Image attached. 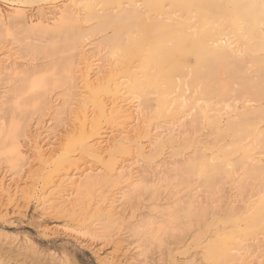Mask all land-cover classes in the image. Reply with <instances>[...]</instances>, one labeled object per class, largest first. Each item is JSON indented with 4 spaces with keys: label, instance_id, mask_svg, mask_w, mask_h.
I'll return each mask as SVG.
<instances>
[{
    "label": "rangeland",
    "instance_id": "1",
    "mask_svg": "<svg viewBox=\"0 0 264 264\" xmlns=\"http://www.w3.org/2000/svg\"><path fill=\"white\" fill-rule=\"evenodd\" d=\"M7 1L24 3L25 11L28 15L34 14L33 16H38L42 12L46 11L45 14L50 16L49 13L47 14V11L49 9L44 7L46 6V3L43 2L44 0ZM162 1L160 0V4L163 6L159 4L157 5V7L153 8L144 0H140L138 9L145 11V17H150L153 19L156 18V16L158 17L157 19H160V16H170L171 18L175 17L174 19L176 21L171 20V22H173L172 24L177 23V21L180 22L183 20L187 22V20L189 19L187 23L193 26L196 25L198 28H194V30L196 29V32L193 30V32L197 34L195 35V39H197V37H200V40L204 38L206 41H208L209 38V47H211L212 45L216 47L215 44L218 43L220 39H222V41L224 40V35H227L228 33L230 35L231 33V36H227L231 37L232 41L230 38L228 41H231V45L236 44V46L238 47L242 46V48H239L242 49V55L240 54L241 61H243V63L244 60L246 61V63H244V66L245 64H248L249 66L246 65L245 67L248 66L252 70L253 68H257L258 70L264 69V59H262L264 58V47H261L262 49L260 48L259 50L257 47L256 50L255 45V43H257L258 41L256 35L260 34V32H264V19H259L260 21L258 20L253 24L250 21L246 22L247 26L252 24L251 26H249V29L251 30H249V32H251V34L246 32V35L247 37L250 35L248 39L254 38V40H248L245 34L244 36L240 37L242 32L240 30H237L235 26H230L226 20L219 18L218 15L215 16V14L213 15L212 13L205 11H202V13L198 10V13L202 14L200 15V18V16L197 17V10L196 12H194L195 8L184 7L181 4L177 3H175L174 5V2H171V0L170 2L169 0L166 2L165 0L163 2ZM88 3L97 5L93 9L99 11V13L95 12L97 15H95V13L91 14L92 16H97L98 18H91L92 16L90 14L89 16L87 14L80 17L81 20L79 21L78 25L82 26L83 30L86 31L88 35V43L86 46L81 48V51L85 50L88 54L97 53V58L99 60L101 59V62L103 63H119V67L117 69L118 71L116 70V72H114V75H116H113L111 78H107L113 79L114 82L120 81L127 83L122 84L123 90L126 88L124 90L126 91V95L135 96L136 94V97H139L140 95V98L144 101V103L149 106L144 109V116H146V119L144 121H146V124L145 122L141 124V126H147L145 128H149V133H147L148 131L146 132V134L144 133L145 136L141 134V138L136 139V142H132V144L128 146L126 151H112L110 153L111 155L109 156H107L108 154L105 153L106 156H103V161L81 155L78 159L77 166H80L79 169L82 168V166L84 167L88 165H90V167L92 168L104 169L112 162L114 163V166L117 167V170L123 171V173H125L126 175L130 174L132 180L139 178L140 185L138 184V186L140 187L137 186L138 189L135 188L131 191L130 194H128L131 188L129 190L125 185L126 183H129L128 181H130L131 179H126V181H123V184L121 183V185L108 187L107 189L110 188L109 193H111V197L117 191H120L121 193L123 191H127L128 193L126 192L125 195L128 194V196L119 198V207L116 208V218L110 223L108 229L102 230L101 232L97 231L93 234L90 232V223L93 220H96V215H93V212L88 211L84 215L86 217L81 218L80 216L76 217V214L72 215L71 213H67L64 210H58V208L46 209L38 205L37 200L45 192L47 187V185L45 184L47 175L54 171V169L59 165V158L65 151L67 144L78 137V135L80 134L79 131L82 129V127L78 118L79 116L77 117L74 113L68 111L66 107L63 108L64 105L62 104V102L67 93V86L53 88L49 87L51 90H53L51 91L49 89L51 92L48 94L47 98L48 105L45 106L44 110L43 106L42 108L35 109L33 108V106H30L31 104L27 105L24 108H18L20 111L15 106H13L14 100L12 89H14V86H16L15 84L20 81V77L22 74L33 72L36 73L39 70L47 69L48 67H51L52 63L58 60L60 56L62 57L63 55H68L70 52L68 53L67 51V53L64 52L63 54L60 48L57 47L58 49H55V51L53 52L49 51V53L51 54H48L45 50L42 49L44 46L48 47L52 45V43L54 42L52 37L55 38V41L60 39L57 43L54 42V44L62 47L63 44L60 41H62V35H64L63 32V34L55 33V36L52 31H47V34H44L46 32H40L36 29H26V27L21 24L19 18H9L6 27L0 29V58L6 60V62L0 69V124L5 127L6 124V126H8L10 122L24 120L23 118L25 117L27 121L24 120V123L27 125L23 127L24 132L29 137L37 134L34 136L36 138L34 139L37 143L53 141L54 139L55 142L52 145H54L56 150H58L55 153L53 159L50 160L46 165L42 166L41 163L38 162L36 154L31 149V146L33 144H27L24 142V140H22L23 147L29 149V151L27 152V160L24 161V165L22 164V162L20 164H11V162L8 161L7 157L2 153V146H4L5 141L3 139H0V185L1 183H10L11 191H13L12 189L15 187V184L19 185L17 188V193L10 196L11 198L7 196L3 191H0V264H218L209 255V248L212 242L215 240L233 238L235 241L242 240L247 247L251 243L252 245L259 244L257 238L253 240L252 237H257L261 233H257L256 235L244 234L246 225L248 224V220L245 219L244 216L248 204H253L254 201H257V199H262L261 197L262 195H264V173L263 171H259L258 173L255 172L253 173V175H251L252 172H254L253 169H249L247 167L246 160L241 164L242 160L240 161V159L243 157V151H248L249 153V151L252 150V153H249L248 155V159L252 160V162L249 161L248 163H253V165L257 168L260 165L259 170H264V120L261 119V122L260 119L259 122L258 120H256V122H254L255 125L252 127L253 129H255L252 132L242 133L241 135H237V131H234L225 125L228 122H226L228 118H231L233 116L237 119L240 117V115L239 117H237V114L243 113L244 108L242 107L251 110L253 108H256L258 105H264V79L260 78L263 77L259 75L261 73H258L256 71L260 76L259 77L257 74H255V76L258 78L257 79L254 78V74L252 75L251 69L246 70L247 68H245L246 73H244L245 71L242 72L241 76H243V74L246 75L247 71L250 72L252 77L251 75L250 77H243H245V79L251 78V80L248 79L251 82L253 79V84L254 82H256V79H262L261 81L263 82V86H261L263 87V89L260 87L261 83H255L256 85L259 84L258 89H260V92L261 90H263V96H261V94L259 95V100H251L245 103V98L251 97L254 99L256 98V96H258V94L253 97L251 96L253 94L248 93L246 94L247 96L245 95L246 97H240L234 92V90L232 91L231 87L233 88L235 84L232 85L233 81L230 80V78H228L227 74L225 73L224 69L226 68L224 67V62L226 60L224 61L222 59H219V62L217 61L215 67L218 75L215 73L213 74L214 78L211 77V79H209L210 81H214L216 79V85H219L218 90L216 89L217 86H213L215 85L214 82H212L214 83L212 86L214 87L213 90L218 92H215L216 95L214 92H212L215 95L214 97L212 96L213 94L210 93L209 97L211 96V99H209L207 95L208 93H205L208 91L204 92V90H206L207 88L205 82L201 87L199 81V84H195V80L188 79L190 78L189 71L191 70L189 69V66L192 67L196 62V59H194V56H191V53L189 55L188 52L190 51L195 39L193 37L190 38V36V39L188 40L187 36L184 38V40L188 41H183L185 46L182 45L187 50H184L185 53H183L184 55L186 54V56L188 55L187 59H184L186 57L184 55H178V53H176L174 56L179 66L182 65L181 69L180 67L178 68L180 69L177 70L178 73L176 71L175 73L173 72L171 77V83L173 84L175 81H180L179 83L175 82V85L178 86V88L174 87L175 85L173 84L167 86V84H169V81L162 76H160L159 79L152 80V83H149V81L145 79L146 76L144 68V64L147 61L146 59L148 58V40L144 39V43L142 42V40L137 41L138 43L132 40L134 41L132 43L129 39H134L138 34L136 35L135 30L130 29L127 32L128 34L126 33L125 35L127 38V40H125V45L128 43L129 45H127L131 46L132 44L131 49L133 50V55L130 56L125 54L117 46L113 47L112 42L107 41L106 37L113 33V31L115 30L114 27L112 28L111 25L102 27L103 29L100 27V25H102L100 24V22L103 23L105 21V16H102L100 13L103 9L108 12L112 10L113 12H116V14L118 13L117 16H119V8H121L122 6L124 7L126 4H128L133 9L136 7L135 4L139 3V0H116L114 2H103L102 0H78V4L81 6ZM5 4L6 3L4 0H0V7H2L4 10H7ZM186 8H188V10H186ZM170 11L175 13L173 14ZM207 13H209V15H206ZM123 14L126 15V18L130 17L131 15L129 13V9L124 10ZM100 15L101 18L99 17ZM192 15H194L195 18H191ZM177 16L179 19L181 17V20H179L178 18L176 19ZM203 16H206L208 19L210 18L213 21L209 22L210 19L208 20L205 17L206 19L204 18V20L208 21H206L209 24L208 25L203 20ZM199 20L200 22L202 20L201 24L199 23ZM224 21H226V23ZM216 22L218 25H216ZM202 23L204 24V26L205 24H207V26L204 27ZM210 23L215 25L212 27ZM243 24L245 25V23ZM257 24L259 28H257ZM210 26L213 28L212 31V28ZM251 27H253L254 33L252 32ZM100 28L102 29V31L100 30ZM206 28H211L209 29L210 33L212 32L211 34L208 32V29L205 30L206 33L208 32L207 34L211 35V38L210 36L206 37V33L205 36L201 38L202 36H200V34L204 35V29ZM229 29L231 30V32L228 31ZM256 29L257 32H255ZM188 31L190 32L191 30L188 29ZM201 31H203V33ZM225 31H227V33H224ZM39 32L41 35H43V37L38 34ZM233 33H235V35ZM236 33L241 34L238 35ZM132 34L135 36H133ZM104 38H106V41ZM169 43L170 42L166 41L167 45H169ZM250 46H253V48H250ZM253 49H255L254 52ZM247 50H251L252 52H246ZM244 55H246V57ZM179 58L182 59L183 62ZM258 58L261 60H259ZM5 64L6 66H4ZM124 65L125 69L124 67H122ZM225 75L227 78L225 77ZM131 76L134 77V80L129 79ZM166 80L168 81V83L166 82ZM188 80L190 82L187 83ZM184 81H186L188 86L192 85V87L186 86L188 87V90L186 92ZM251 82H248V84L250 83L251 85ZM176 83H178V85ZM79 84L80 86H82L79 88L83 89L84 91L76 92L75 94L77 95L73 94L72 97H74V95L75 97L77 96L76 98L74 97L75 99L83 97L87 100H91L94 90L96 97L104 98L105 101L108 100V93L104 94L102 90H99V87L106 86L105 84H107V80H103V84L101 86H97L96 83L93 84L92 88L83 87V82ZM255 84L254 90L257 89ZM198 87H200L201 89ZM189 89L192 91L191 94L189 93ZM135 91L138 93V95ZM127 92L129 93L127 94ZM83 93H85V95ZM225 94H227V96H225ZM86 95H88V97H86ZM182 95H185L187 98H189V102L186 101V107L184 105L183 109L180 106V102L182 101L179 102V100H181V98L179 97H181ZM207 98L209 100H207ZM195 99L199 102L198 104H202L201 107H204L203 105L205 104L207 108L209 107L208 109L205 108V112L203 111V119L200 118L201 121L200 119L197 120L199 125L196 123L197 121L190 123L189 120L192 116L191 114H187V112H190L189 108L193 107V105L195 104ZM2 100H5L7 102L2 103ZM214 102H217L218 104H214ZM7 103H9L10 106L9 109ZM232 104L234 105V108L231 107L233 109L229 113H221V116H218L220 120H216H218L219 122H210V117L209 120L208 118H206V112L207 114L209 113V115H212L211 113L214 111H212L213 108L217 110V108L219 107L218 110H220L223 108L222 106ZM246 104H248L249 107ZM166 106H168V109L163 112ZM62 108L65 109V114L60 120H56L54 114L56 111L61 110ZM175 108L176 111H174ZM179 108L181 111L179 110ZM75 113H77V110L75 111ZM12 114H15L14 117H10V115ZM183 114L187 115L181 117ZM19 115H22V119ZM90 117L91 115L86 119V122L88 121V127H84V132L91 133L90 129L92 125L94 126L92 122L90 123ZM174 118H180V120L182 119L181 121L183 123V126L178 129V132H173L174 135L177 134L176 140L173 142H169L168 140L164 141L163 144L158 148L159 151L157 150V153L155 152L153 156L150 154L152 157H149L148 139L149 137H151V135H153V126L164 125V123L169 122V120ZM94 120L98 123V126L101 128V130L112 126V124H108L105 119L103 120L102 118H95ZM34 125H36V128L34 127ZM49 128L51 131L55 129V138H52L53 133H49V135H52H48L49 138L47 137V135H44L49 132ZM228 128L230 129L229 132L226 131L228 130ZM224 129L226 130L224 131ZM260 132L263 134H261ZM243 135L245 136V138H243ZM261 135H263L262 138H260ZM234 138L235 140H233ZM236 140L238 141V145L236 144ZM251 141L254 142L253 145H250ZM234 142L236 147H243L241 150H238L239 152H235L233 150V148L235 147V145H233ZM260 143L262 144V146ZM56 146H58L59 148ZM227 149H232L230 150V153L232 152L230 155ZM60 150L62 151V153ZM221 151H225V153L223 152V154L225 155H223ZM76 152L77 151H75V153ZM201 153L205 154L207 158L208 156H212V161L220 160L222 163H228V169H234L236 171V174L231 179H228L226 177H224L225 179L222 178L221 181L216 183L217 185L215 184L214 187H212L213 189L208 188L207 180L203 181V179H207V174L204 173L202 168H198V170H196L197 168L194 169V171H196L197 173L193 172L189 173L188 175H184L183 173L182 175L181 170L183 171L184 168L187 169V167L191 165L193 160H196V158L198 159ZM112 157L113 159H111ZM25 162L27 163L25 164ZM185 165L187 167H185ZM73 168L74 165H66V167L64 165V168H62L61 170L66 171ZM199 170H201L200 174ZM249 172L251 174H249ZM257 175L260 176L257 177ZM184 176H188L186 177L188 179L186 180ZM252 177L254 179H252ZM242 181L244 183L243 186L245 185V188L243 187V189L240 190V188L238 189V187L240 186ZM101 185L102 187H100ZM69 186L70 185H68L67 188H70ZM22 189L23 191L21 192L20 190ZM89 189V194H91L92 198L94 197L93 199H96L97 192L105 189V186L100 182L99 184L95 185V187H91ZM11 191L10 193H12ZM23 192H25L26 194ZM85 198L88 197H83L84 200H87ZM188 202L192 203L191 209H194L193 211L195 213L197 212V214L194 213L192 215L189 211H185V207L188 206ZM201 207L205 209H202ZM230 209H232V211L234 212H232ZM202 210L205 212V214L203 213L204 215L201 214ZM171 214L175 215L176 220L172 219L173 222L169 221V223L168 218L171 220ZM99 219L100 221L98 222L100 223H102V221H105L102 216H100ZM234 220H237L236 224ZM260 231L261 230L257 232ZM249 246L253 247L251 245ZM104 256L113 258L111 260L112 262L108 263L107 261H105V259L103 258Z\"/></svg>",
    "mask_w": 264,
    "mask_h": 264
},
{
    "label": "bare ground",
    "instance_id": "2",
    "mask_svg": "<svg viewBox=\"0 0 264 264\" xmlns=\"http://www.w3.org/2000/svg\"><path fill=\"white\" fill-rule=\"evenodd\" d=\"M4 1L6 3L5 7L7 8V10H4L2 7H0V29L3 27H6V24H7V21L9 18L16 17V18L20 19L21 24L24 25L26 27V29H29V30H33V29L35 30L36 29L40 32H46L44 34H47V31H52L54 36H55V33H59V34L64 33V35H62V41H60L63 44L62 47L54 44V42L57 43L60 39L55 41V38L52 37V39L54 40L52 45L48 46V47L44 46L42 48L48 54H51V53H49V51L53 52V51H55V49H58L57 47L60 48V50H61V52H63V54H64V52L67 53V51H68V53L70 52L68 55H63L62 57L60 56V58L58 60H56L54 63H52L51 67H48L47 69L39 70L36 73L33 72V73L22 74L20 77V81L17 82V84H15L16 86H14V89H12L13 90V100H14L13 106H15L17 109L22 108V107L24 108L27 105L31 104L30 106L31 107L33 106V108H35V109L36 108H42V106H43L44 107L43 110H44L45 106L48 105V99H47L48 94L53 90V89L51 90L49 87L53 88V87L67 86L66 87L67 93H66V95L63 99V102H62V104L64 105L63 108L66 107V109L68 111L74 113L77 117L79 116L78 118L80 120V125L82 127V129L79 131L80 134L78 135V137H76L75 139H73L72 141H70L67 144L65 151L63 152V154L59 158V161H58L59 165L54 169V171H52L51 173H49L47 175V177L45 179V184L47 185V187H46L45 192L37 200L38 205L41 207H44L46 209L47 208L48 209L58 208V210L59 209L64 210L67 213H71L72 215L76 214L75 215L76 217L80 216L81 218H85L86 217V216H84L85 213H87L88 211H91V212H93V215H96V220H93L90 223V226H91L90 232L93 234L97 231L101 232L102 230H106V229H108L110 223L116 218V214H117L116 208L119 207L118 206L119 205V198H121L123 196H128V194H130L133 189L137 188V186L139 184V178L132 180L130 174L126 175L125 173H123V171L117 170V167H115L114 163H112V162L110 163L109 166L105 167L104 169L103 168H100V169L92 168V167H90V165L84 166V167L82 166V168L79 169L80 166H77L78 165V163H77L78 159L81 155H85V156H88L89 158H93V159L103 161L104 160L103 156L105 155V153H107L108 154L107 156H109V155H111L110 153L112 151H117V152L126 151L128 146L130 144H132V142H136V139L141 138V136H140L141 134L144 135V133L146 134L147 131H148L147 133H149V128H145L147 126H141V124L143 122H145V124H146V121H144L146 119V116H144V113H145L144 109L148 105L146 103H144V101L140 98V95H139V97H136V94H135L136 91L134 92L135 96H127L126 91H124L126 88L123 90V85H122L125 82H120V81L114 82L113 79H108L109 77L111 78L114 75V72H116V70L119 67V63H114V64H113V62L112 63H109V62L103 63V62H101V59L99 60L97 58V56H98L97 53L96 54H88L85 50L81 51V48L86 46L88 43L87 42L88 41V39H87L88 35H87L86 31L83 30V27L78 25L79 21L81 20L80 17L83 15H87V14L89 16V14L91 15L95 12L99 13V11L93 9L97 5H95V4L92 5V4L88 3V4H84L81 6L78 4V0H65V1H63V0H55V1L44 0L43 2L46 3L45 4L46 6H44V7L49 9L47 11V14L49 13L50 16L45 14L46 11L42 12L38 16H33L34 14L33 15L26 14L24 3H18V2L15 3V2L7 1V0H4ZM102 1L103 2H109V1L114 2L116 0H102ZM144 1L147 2L153 8L157 7V5L160 4V0L159 1L158 0H144ZM166 1H168V0H165V2ZM64 2H66V3H64ZM169 2H170V0H169ZM171 2H174V5H175V3H177V4H181L184 7L195 8L194 9L195 11L194 10H191V11L196 12V10H197V14H198L197 17L202 15V14L198 13V10L201 12L202 11L209 12V13H212L213 15L215 14V16L218 15L219 18L226 20L230 26H235L237 30H240L242 32V34L240 33L241 34L240 37L244 36V34L246 35V32L251 34V32H249V30H250L249 26H251L253 23H256L259 19H264V0H262V1H258V0H171ZM139 4H140V0H139L138 4H135L136 7L133 9L128 4H126L124 7L122 6L121 8H119V16H117L118 13L116 14V12H113L112 10H111L112 12L111 11L108 12V11H105L103 9L100 13L102 16H105V21L103 23H101L99 21L100 24H102V25H100V24L99 25L101 28L105 27V26H110V25L112 26V28L114 27L115 30L113 31V33L111 35H109L108 37H106L107 41L112 42L113 47L117 46L125 54L130 55V56L133 55V50L131 49L132 44L129 42L131 44V46H128L129 45L128 43H127L128 45L127 44L125 45V43H126L125 40H127V38L125 36L126 33L130 29H132V30H135L136 35L138 34L134 39L133 38L129 39L132 43L134 41L136 43H138L137 41H141V40L143 42L144 39H147L148 40L147 44L149 45V49H147V53H148L147 57L148 58L146 57L147 61L145 60L146 62L144 64L145 76H146L145 79H147V81H149V83H150L152 80L159 79L160 76H162L169 81V84H167L168 81L166 80L167 86L170 84L172 85L173 83H171L172 82L171 77H172L173 72L174 73H175V71L177 72V70H180L181 66H182L181 64H180L181 66H179V64L177 63V60H175L174 56L176 53H178V55H181V56L184 55L183 54V53H185L184 50L187 51L185 49V47L182 46V45H184V42H183V41H185L184 38L188 36V40L192 37L195 39V35H197V34L194 33L193 30H194V28H197V26L194 25V26H196V27H194L193 25H190L189 23H187L189 19L187 20V22H185V20H183V18H182L183 21H180V22L177 21V23L172 24L173 22H171V20L176 21L174 19L175 17H172V18L170 16H163L162 17L160 15H159L161 17L160 19H157L158 18L157 16L154 19L150 18V17H145V15H144V14H146L145 11L138 9ZM149 5H147V6H149ZM161 6H163V5H161ZM122 9H123V11L126 9H129V13L131 14L130 17L126 18V15L123 14ZM186 10H188V8H186ZM121 11H122V13H121ZM170 12H172V11H170ZM96 13H95V15H97ZM209 13H207L206 15H209ZM44 15H46V16H44ZM101 15L99 16L100 18H101ZM95 17L98 18L97 16H92L91 18H95ZM192 17H194V15H192L191 18ZM205 17L206 16H203V20ZM209 17H211V16H209ZM177 18H178V16L176 17V19ZM200 18H201V16H200ZM244 19H246V20H244ZM179 20H181V17ZM101 21H102V19H101ZM192 21H191V23H192ZM206 21H205V23L208 22V21L207 22ZM212 21L213 20L210 19L209 22H212ZM217 21H218V19H217ZM226 21H224V22L226 23ZM247 21H250L252 24L247 26L246 25ZM262 21H261V23H262ZM201 22H202V20H201ZM201 22L199 20L200 24H201ZM243 23H245V25ZM207 24H205V26H207ZM210 24L212 27L215 25L212 23H210ZM202 25L204 26L203 23H202ZM216 25H218L217 22H216ZM237 26H238V28H237ZM216 27H218V26H216ZM101 28H100V30L102 31L103 28L102 29ZM203 28H202V30H203ZM211 28L204 29V35H201L198 32L200 34V36H202L201 38H203L205 36V33H206L205 30H207V29L209 30ZM251 28H252V32L254 33L253 27H251ZM257 28H259L258 24H257ZM188 29L191 31L189 32ZM219 29H220V26H219ZM182 30H184V31H182ZM212 30H213V28L211 29V31ZM228 31L231 32L230 29ZM240 31H237V32H240ZM40 32L38 34H40ZM201 32L203 33V31H201ZM208 32L210 33V30ZM255 32H257V29ZM224 33H227V31H225ZM253 33H252V35H253ZM233 34L235 35V33H233ZM236 34H238V33H236ZM240 34H238V35H240ZM227 35H229V33ZM227 35H224L223 41H222V39H220L218 43H216V44L214 43L216 47H214V45L209 47L210 46V45H208L209 44L208 41L210 40L209 38H208V41H206L204 38L200 40V37L198 38L196 36L197 39H195V41H193L194 43L191 46L190 51H188L189 55L191 53L192 54L191 56H194V59H196L195 60L196 62L194 63V65L192 67L189 66L190 67L189 69H191V70L189 71L187 69L191 75V76L189 75L190 78H188V79L189 80L190 79L195 80L196 81V82H194L195 84H197L199 81L201 87H202V84L205 82L207 85L206 86L207 88H206V90H204V92L208 91L205 93H208L207 94L208 98L211 99V96L209 97V94L210 93L213 94L212 92L215 93L218 91L213 90V88H214L213 86H217L216 82H215L216 79L214 81H210L209 79H211V77H213V74H215V73L217 74L215 67H216L217 61L219 59H222L224 61L226 60L224 62L225 66L224 65L223 66L226 68L224 70H225V73L227 74V77L233 81L232 85L235 84V86L233 88L231 87L232 91L234 90V92L240 97H242V96L244 97L248 93L253 94V95H251L253 97H255L257 94H258V96L261 94H262L261 96H263V93H264L263 90L264 89H263V87H261V86H263V84H262L263 82L261 80L264 79L263 78L264 75H262V74H264L263 73L264 69L262 68L263 70H260V69L258 70L257 68H255V69L253 68V70H252L250 67H248L249 66L248 64H245V66L248 65L247 67H245L244 63H246V61L244 60V63H243V61H241V58H240V54L242 52V49H241L242 46H239V47H241V48H239L238 46H236V44L231 45L232 39H231V37H229V36H231V33L229 36H227ZM41 36L43 37V35H41ZM50 36H53V35H50ZM133 36H135V35H133ZM207 36H210V38H211V35L207 34L206 37ZM248 37L246 35L247 39H248ZM256 37L258 40L257 43H255L256 50H257V47L259 50L261 47L262 48L264 47V32H262V33L260 32V34H257ZM59 38H61V37H59ZM106 38H104L105 41H106ZM229 38L231 39L230 42L228 41ZM132 40H134V41H132ZM250 40H254V38H252ZM166 41L170 42L169 45L170 44H172V45H170V46L167 45ZM187 41H185V42H187ZM236 43H237V41H236ZM212 44H213V42H212ZM238 44H239V42H238ZM252 44H253V42H252ZM250 48H253V46L252 47L250 46ZM251 50H247L246 52H248V51L252 52ZM254 51H255V49H253V52ZM246 55H244V56L246 57ZM184 56L186 57L184 59H187L188 55L186 56V54H185ZM262 59H264V58H262ZM180 60L182 61V59H180ZM242 60H243V58H242ZM259 60H261V59H259ZM5 62H6V60H4L3 58H0V69ZM263 64H264V61H263ZM4 66H6V64ZM187 66H188V64H187ZM122 67H124V69H125V65ZM179 67H180V69H178ZM245 68H247L246 70L251 69V73H252V75L254 74V78H257L255 76V74H257V72L261 73L259 75L263 76V77H260L258 74L257 75L262 79L261 80L260 79L257 80L258 78L256 79V82H258L259 84L260 83L262 84V85L260 84V87L263 89V90H261V92H260V89H258V85H259L258 83H257L258 85H256L255 84L256 82H254V84L256 85V88L258 89V90L257 89L254 90V84L252 83L254 80L252 79V82H251V81H249V80H251V78L245 79V77H250V75H251L250 72L247 71V74L249 76L247 74L246 75L243 74V76H245V77L241 76L243 71H245L244 73H246ZM252 75H251V77H252ZM131 77H132V79H131ZM131 77L130 78L128 77V78L130 80H134V77L133 76H131ZM225 77H226V75H225ZM173 78H175V77H173ZM182 78H183V76H182ZM213 78H212V80H213ZM238 79H239V81H238ZM103 80H107V84H105L106 86H101L103 84ZM189 80L187 81V83L190 82ZM82 82H83V84H82L83 87H91L92 88V85L95 83L97 84V86L100 85L101 87H99V90H102V92L104 94L108 93V95H109V98H107L108 100L105 101L104 98L96 97L94 90H93V96L91 97L89 95L91 97V100H87L83 97L79 98V96H78L79 99H75L77 97V96L75 97V95H77V94H75L76 92L84 91L83 89L79 88V87H82L79 84ZM175 82H178V81H175ZM175 82L173 85H175ZM184 82H185V87L188 86L186 81H184ZM210 82L211 83L214 82L215 85H213L214 83L211 84ZM248 82H251V85H250V83L248 84ZM178 83H176V84L178 85ZM125 84H127V83H125ZM218 86L216 88L217 90H218ZM174 87L178 88V86H176V85ZM188 87H192V85L188 86ZM188 87L185 88V92L188 90L187 89ZM130 88H131V85H130ZM198 88H200V87H198ZM181 89H182V87H181ZM191 92L192 91L190 90L189 93L191 94ZM204 92H203V94H204ZM128 93L129 92H127V94ZM73 94H75L74 95L75 98L72 97ZM83 94L85 95V93H83ZM219 94H220V92H219ZM137 95H138V93H137ZM185 95H182L181 97H179V98H181V100H179V102L182 101V102H180L181 103L180 106L182 107V109L184 108L186 101H188V99H189ZM215 95H216V93H215ZM215 95L213 94L212 96L214 97ZM102 96H104V95H102ZM189 96H192V95H189ZM219 96H221V95H219ZM225 96H227V94H225ZM258 96H256V98H258V99H256V98L253 99L249 96L250 98H245L244 102L247 103L251 100H253V101L259 100L260 96L259 97ZM86 97H88V95H86ZM208 98H207V100H209ZM223 98H225V97H223ZM175 99H174V101H175ZM224 100H226V99H224ZM3 102L6 103L7 101L2 100V103ZM217 102L216 103L214 102V104H218ZM219 102H220V100H219ZM263 102H264V100H263ZM194 103L195 104L193 105V107L189 108L190 112L189 113L187 112V114H191V116H192L191 119L189 120L190 123H193V122L199 120L200 118L203 119V116H202L203 111L205 112V108H207L206 104L203 105L204 107H201L202 104L201 105L198 104L199 102L197 100ZM7 104H8L7 105L8 109H9V107H10L9 103H7ZM12 104H13V101H12ZM56 104H58V103H56ZM246 105L248 106V104H246ZM53 106H55V105H53ZM185 107H186V105H185ZM222 107H221L222 109H220V110H218L219 107L217 108V106H216L217 110L215 108H213L212 111L213 110L214 111L211 113L212 115H209V113L207 114V112H206V118H208V120H209V117H210V122L216 121V123H217L218 120H216V119L220 120V118L218 116H221V113L222 114L229 113L234 108V105L233 104L227 105V106L224 105ZM231 107H233V108H231ZM63 108L61 110H58L55 112L54 117L56 118V120H60L64 116L65 109H63ZM176 108L174 111H176ZM229 108H231V109H229ZM242 108H244L243 113L237 114V117H239V115H240L239 118L236 119V117L234 118L232 116L231 118H228L229 120L228 119L226 120V122L228 121L227 123L225 122L226 123L225 126H228L232 130L237 131V133H236L237 135H241L242 133L252 132L255 129V128L254 129L252 128L255 125L254 122H256V120H258V122H259V119H260V122H261V119L264 120V118H263L264 117V105H258L256 108H253L251 110L247 109V108L245 109V107H242ZM166 109H168V106L165 107L163 112H165ZM76 110H77V113H75ZM179 110H180V108H179ZM187 114H183L181 117H184V115H187ZM14 115L15 114H12V115H10V117L11 116L14 117ZM90 115H91V117L89 118L90 123L92 122L94 124V126L92 125V127L90 129L91 133L90 132H84V130H85L84 127H86L88 124L87 123L88 121L86 122V119ZM10 117H9V119H10ZM16 117H17V115H16ZM227 117H229V116H227ZM95 118H102L103 120L105 119V121L110 125L112 124V126L109 128H105V129L101 130V128L98 126V123L94 120ZM189 118H190V116H189ZM21 119H22V117H21ZM23 119L27 121V119H25V117ZM201 119H200V121H201ZM24 120L16 121V122L12 121V122H10V124H8V126H6L7 125L6 124L5 127L0 124V139H3L5 141L4 146H2V148H3L2 153L7 157L8 161L11 162V164H18V163L20 164L21 162L23 164L24 161L27 160V152L29 151L28 148L23 147L22 140H24V142L27 144H30V145L33 144L31 146L32 147L31 149L36 154V157L38 158V162L41 163L42 166H44L50 160L53 159L55 153L58 150V149L56 150L55 146L52 145L55 141L53 139V141H47L44 143H42V142L37 143L35 140L36 138L34 137L37 134H35L34 136H32L33 135L32 134L31 135L32 137H29L24 132L23 127H25L27 125L24 123ZM181 120H180V118H174V119L169 120V122L164 123L165 126L164 125L153 126V131H154L152 133L153 135H151V137H149V139H148V145H149L148 155H149V157L151 155L153 156V154L158 150V148L163 144L164 141L168 140L169 142H173L176 140L177 134L174 135L173 132H175V131L178 132V129H180V127L183 126V123ZM189 122H188V124H189ZM258 122H257V124H258ZM196 123L198 124V121ZM252 123H253V125H252ZM35 126L36 125H34V127ZM89 128H90V126H89ZM229 128H228V130H226L227 128L224 129V131L226 130L229 132L230 131ZM48 131L49 132H47V134H44V135H47V137H48L49 133H53V136L52 135H49V136H52V138H55V135H54V134H56L55 129H53L51 131L49 128ZM224 131H222V132H224ZM261 134H263V133H261ZM263 135H261V137L260 136H258V137L262 138ZM237 137H239V136H237ZM235 138L233 140H235ZM243 138H245V136ZM246 138H248V137H246ZM257 139H259V138H257ZM263 140H264V137H263ZM254 141H255V139H254ZM260 141H261V139H260ZM253 143L254 142L251 141L250 145H253ZM236 144L238 145V141ZM233 145H235V142ZM51 146H52V148H51ZM243 146H245V145H243ZM255 146H256V144H255ZM261 146H262V144H261ZM56 147H58V146H56ZM235 147H236V145H235ZM234 148H233V150L235 152H237L238 150H241L243 147L239 146V147H236L235 149ZM219 150H221V149H219ZM230 150H232V149H229L228 150L229 152L227 151L229 153V155L232 153V152L230 153ZM75 151H77V152L75 153ZM251 151H249V153H252ZM221 152H222V154H223V152L225 153V151H221ZM61 153H62V151H61ZM61 153H59V154H61ZM249 153H248V151L247 152L243 151V157L242 158H244V159H242V158L240 159V161L242 160L241 164L244 163L245 160L247 161L246 162L247 167L249 169L252 168L254 171V172H252V174L249 172V174H251V175H253V173H255V172L258 173L259 171H263V173H264V170H259L260 165L257 168L256 166L253 165V163L252 164L248 163L249 161L252 162V160L248 159ZM223 155H225V154H223ZM200 156L198 157V159L196 158V160H193L192 163L190 162L191 165L189 167H187L185 165V167H187V169L184 168L183 171L180 169L182 175H183V173H184V175H188L189 173L196 172V171H194V169L197 168L196 170H198V168H202L204 173L207 174V176H206L207 179H203V181L207 180L208 188H212V187H214V185L216 183L221 181L222 178L226 177L228 179H231L236 174L235 173L236 171L234 169H230V170L228 169L229 168L228 163H226V162L222 163L220 160L212 161L213 160L212 156L211 157L208 156V158H207V156L205 154H202V153L200 154ZM56 157H58V156H56ZM111 159H113V157ZM26 163L27 162H25V164ZM64 165H65V167H66V165H68V166L74 165V168L71 170H66V171L63 170L62 171L61 169L64 168ZM200 171L201 170H199V174H200ZM258 176H260V175H257V177ZM186 177H188V176H186ZM255 178H256V176H255ZM126 179H131L130 181H128L129 183H126V185L124 184L126 187H128L129 190L131 188L129 193L127 191H123L122 193L120 191H117L111 197L110 196L111 193H109L110 188L109 189H107V188L108 187H115L117 185H121V183L123 184V181H126ZM187 179L188 178H186V180ZM252 179H254V178L252 177ZM100 182L105 186V189L100 190V192L98 191L99 193L97 192L96 199H93L94 197L92 198L91 194H89V190H90L89 188L95 187V185L99 184ZM243 184L244 183L242 181L240 186L238 187V189L240 188V190H242L243 187L245 186V185L243 186ZM68 185H70L69 186L70 188H67ZM18 186L19 185L15 184V187L12 189L13 191H11L10 190V188H11L10 183H6V184L1 183L0 191H3L7 196L10 197V196L17 193ZM100 187H102V185ZM138 187H140V186H138ZM118 189H120V188H118ZM10 191L12 193H10ZM20 191L22 192L23 189ZM212 191H214V190H212ZM126 192L128 193L127 195H125ZM23 193H25V192H23ZM84 196L88 197V198H85L87 200L83 199ZM261 198L262 199H260V200L257 199V201H254L253 204H251V203L248 204V206L246 207L245 216H244V218L248 220V224L246 223L247 225H246V229L244 231V234L256 235L257 233H261L257 237L256 236L252 237L253 240L255 238H257V240L259 241V244L256 245L253 243L254 245H252V243H251L249 245H251L253 247H250L248 244H247L248 245V247H247L245 245V243H243L242 240L235 241L233 238L232 239L227 238V239L215 240L212 242V244L209 248V255L215 260V262H217L218 264H264V249H263V247H264V195H262ZM191 205H192V203L188 202V206L185 207V211L186 212L189 211L190 214L193 215L195 212L193 211L194 209H191ZM230 208H232V207H230ZM202 209H205V208H202ZM230 210L232 211V209H230ZM232 212H234V211H232ZM203 213L205 214V212L202 210L201 214H203ZM172 214L170 215L171 220L168 218V222L169 221L173 222L172 219L176 218L175 215H172ZM195 214H197V212ZM100 216H102L106 222L105 221H102V223L98 222V221H100V219H99ZM234 222L236 224L237 220H234ZM259 230H261V231L257 232ZM105 232H107V231H105ZM103 258L108 263L112 262L111 260L113 259V258L108 257V256H104ZM223 261H224V263H223ZM1 264H4V263H1Z\"/></svg>",
    "mask_w": 264,
    "mask_h": 264
}]
</instances>
